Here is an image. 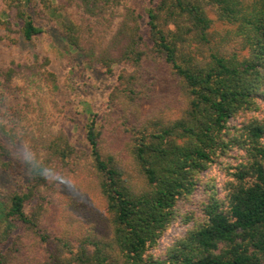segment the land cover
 Listing matches in <instances>:
<instances>
[{"label": "trees", "instance_id": "1", "mask_svg": "<svg viewBox=\"0 0 264 264\" xmlns=\"http://www.w3.org/2000/svg\"><path fill=\"white\" fill-rule=\"evenodd\" d=\"M3 1L0 51L44 32L27 9H48L50 0ZM55 9L66 12L60 33L86 64L109 74L123 67L100 121L89 124L88 151L6 103L27 90L18 74L54 78L49 59H0V169L22 183L2 206L0 264H264V117L229 137L230 120L264 100V0H149L145 31L125 0H65ZM18 140L66 183L28 175L12 154ZM234 145L250 161L234 172L227 205L208 203L200 226L164 260L153 257L179 200ZM53 206H63L62 225L47 222Z\"/></svg>", "mask_w": 264, "mask_h": 264}, {"label": "rangeland", "instance_id": "2", "mask_svg": "<svg viewBox=\"0 0 264 264\" xmlns=\"http://www.w3.org/2000/svg\"><path fill=\"white\" fill-rule=\"evenodd\" d=\"M64 1L50 0L51 7L48 9L29 7L27 10L34 16L36 24L43 27L44 32L34 36L31 41L20 39L18 44L4 46V51H0V59L4 57L29 63L37 59L43 61L49 59L47 67L55 73L54 78L49 81L44 77L33 75L32 72L18 74L15 82L19 85H27V90L22 91L17 88L15 94L7 95L6 103L26 111L27 118L32 119L30 122L33 125L36 121H42L47 127L63 129L74 145L90 151L87 139L89 124L94 118L97 122L100 121L108 106L109 94L123 65H116L114 73L109 74L99 66L91 67L86 64L80 52L68 45L60 33L61 22L67 14L59 10L60 8L55 9ZM125 1L135 6L143 15L142 26L145 31L149 0ZM68 11L71 13L74 10ZM7 13L8 9L4 1L0 0V17L6 18ZM221 26V23L216 21L215 27ZM0 31H4L3 25L0 26ZM26 103L29 104V108L26 107ZM157 104L156 101L146 104L143 107L144 112ZM259 104L260 108L245 110L230 120L229 137L241 134L244 125L251 120L264 117V100L259 99ZM118 115L119 113H116V116ZM249 161L248 151L234 145L230 146L226 155L220 156L202 171L196 189L189 197L179 200L176 219L165 231L159 244L149 250L150 254L164 260L174 242L184 237L189 229H194L205 221V208L208 203L217 200L226 206L229 193L237 181L234 172ZM21 187L22 183L15 173L0 169V215L4 201L14 190ZM86 201L92 202L94 207L97 205L100 211L98 207L100 202L93 196L86 198ZM61 208L63 209V206L50 207L48 224L53 227L62 225L64 214ZM98 220L100 222L99 218ZM6 229L7 226L1 221L0 240L8 236ZM162 264H171V262Z\"/></svg>", "mask_w": 264, "mask_h": 264}, {"label": "clouds", "instance_id": "3", "mask_svg": "<svg viewBox=\"0 0 264 264\" xmlns=\"http://www.w3.org/2000/svg\"><path fill=\"white\" fill-rule=\"evenodd\" d=\"M11 143V142H10ZM12 154L30 176L38 177L50 184L64 185L66 177L63 173L43 163L41 156L33 147L21 140L11 145Z\"/></svg>", "mask_w": 264, "mask_h": 264}]
</instances>
